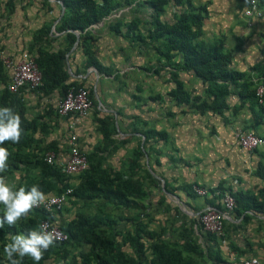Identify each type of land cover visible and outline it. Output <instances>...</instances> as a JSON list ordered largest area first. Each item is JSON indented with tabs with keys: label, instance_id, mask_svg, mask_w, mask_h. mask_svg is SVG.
<instances>
[{
	"label": "trees",
	"instance_id": "1",
	"mask_svg": "<svg viewBox=\"0 0 264 264\" xmlns=\"http://www.w3.org/2000/svg\"><path fill=\"white\" fill-rule=\"evenodd\" d=\"M59 1L63 2L66 10L55 26V32L53 26L58 18L34 32L33 41L27 47V52L35 57L43 76V84L35 92L42 99H51L55 95L59 99L71 89L84 88L89 93L96 115L100 114L92 83L93 80L95 82V76H79H86L90 69H95L100 76H113L114 79H118L120 73L100 60L97 48L99 37L91 28L102 23L113 13L132 6L138 0ZM258 1L264 11V0ZM43 2L49 13L54 12L55 7L49 0ZM145 2L153 10L150 20L143 23L142 20L135 19L127 25L126 32L123 31V22L116 20L110 24V29L116 36L130 41L132 46L140 44L142 47L156 48L159 60H165L166 66L172 68L173 89L170 96L174 106L201 116L210 113L223 115L225 110L230 108L229 98L234 96L240 102L234 107L235 113L249 106L256 118L254 125L264 123V97L261 102L258 96V87L264 85V68L254 67L253 70L258 73L256 79L249 73L235 70L232 63L240 47L229 48L224 38L205 40L204 27L209 18V5L197 6L194 0ZM170 5L176 9L171 21L164 19ZM58 6L61 10L59 4ZM14 12L15 2L11 0L2 16L9 19ZM142 24L149 26L145 32L140 29ZM77 33L80 36L76 46ZM165 64L162 67H145L143 70L158 74ZM69 66L74 75L70 74ZM181 71L193 73L203 83L204 95H193L187 90L186 83L180 77ZM10 82V73L0 51V107H11L19 114L23 130L18 144L5 142L3 145L11 155L8 170L0 175L6 177L9 185L14 184L17 190L19 187L30 189L33 185H38L45 196H55L72 189L69 200L74 198L88 207L97 205L95 213L78 212L67 225L60 226L64 233L69 235V240L62 244L54 243L44 253L39 264H46L53 255L61 254L64 260L73 255L70 264H224L220 253V239L203 229L199 216L190 220L178 207L167 203L168 194L176 196L178 189L172 188L164 178L166 193L161 187V182L146 165L148 156L151 164V160H154L157 166H162L158 157H151V150L155 149V145L168 141L170 136L167 132L149 127L146 121L140 122L139 129L135 126L137 122L133 121L135 118H132L131 122L135 123H131L129 132L140 134L139 137H127L123 141H117L116 118L108 114L96 117L97 132L101 136L98 145L92 152L86 153L78 142L80 149L88 157L90 168L78 176L68 175L58 164L50 165L45 161L46 153H58L57 143L42 147V141L35 137L39 132H49L47 120L52 115H60L58 108L55 111L54 107L50 106L45 114L30 119L23 98L24 90L19 93L10 92ZM139 91L142 89L139 88ZM152 99L158 101L160 96ZM183 112L186 113V110ZM247 130L245 132H250V129ZM132 139L138 144L129 159L127 171L107 167V155L116 152ZM151 164L150 167L155 172ZM262 178L264 179V173ZM150 185L161 187L158 200L160 209L157 208V212L160 214L159 218L162 215L166 217L164 225L160 219L154 218L150 210ZM183 190L189 196H196L192 186H185ZM211 194L213 196L211 199L207 198V202L219 210L221 205L218 202L224 199L226 194H231L236 201L234 211L237 215H245L246 219L249 212L264 214V191L258 196L233 194L229 189L220 186L211 190ZM109 207L112 208L110 212L107 209ZM2 209L3 205H0V210ZM118 211H121L119 215ZM124 213L131 215L124 216ZM44 220L54 221L55 218L44 210L34 208L16 225L5 223L0 227V264H9L3 252L4 245L10 242L6 237L10 234H26ZM122 222L125 223L121 224ZM154 223L162 225L158 227ZM197 232L212 242V245L205 248L199 244ZM22 264L35 262L25 257Z\"/></svg>",
	"mask_w": 264,
	"mask_h": 264
},
{
	"label": "crops",
	"instance_id": "2",
	"mask_svg": "<svg viewBox=\"0 0 264 264\" xmlns=\"http://www.w3.org/2000/svg\"><path fill=\"white\" fill-rule=\"evenodd\" d=\"M9 1L11 0H0V51L2 56L10 58L17 64L29 55L27 47L33 41L34 32L44 24L58 18L53 26V32H55V26L64 15L63 5L59 0H49L55 7L54 12L49 13L43 0H14L15 12L7 19L3 16ZM145 1L147 0H138L132 6L113 13L102 23L91 28L99 37L97 48L100 60L107 66L133 67L129 70L132 75L135 74L134 77H128L130 72L119 71V78L114 79L113 76H100L95 69H90L86 76H79V78L95 76V95L100 114L96 115L95 109L92 108L82 117L52 115L51 118L47 117L50 118L47 120L49 132H39L35 134V137L42 141V147L56 142L57 160L59 163H65L69 157L70 138L73 135L78 137V142L86 153L92 152L98 145L101 136L97 132L96 117H104L108 114L116 118L118 134L115 139L117 141H123L127 137H139L140 134L129 132L132 128L131 123H135L131 122V119L135 118L133 121L137 122L135 126L139 129L140 122L146 121L149 127L165 131L170 136L168 141L155 145V149L151 150V157L153 159L158 157L162 166H157L154 160H151V164L148 156L145 162L153 176L161 182V187L166 180L172 188L178 189L177 195L171 196L177 199L179 204L174 205L168 200L167 203L178 207L190 220L197 218L210 206L207 198L211 199L213 196L211 190L218 189L220 186L229 189L233 194L258 196L261 191H264L262 178L264 148L247 152L241 148L238 139L239 133L248 131L247 129L258 135H264V123L254 125L256 118L249 106L235 113L234 107L240 102L237 97L232 96L229 98L230 108L225 110L223 115L210 113L201 116L187 109L175 107L170 96L173 89L172 68L166 66L165 60H159L156 48L154 46L146 48L140 44L132 46L130 41L116 36L111 31L110 24L116 20L123 22L124 32L127 30V25L135 19L142 20L143 23L150 20L153 10ZM144 2L145 5H143ZM194 3L197 6L209 5V18L204 27L205 40L224 38L229 48L234 49L239 46V50L234 55L232 67L249 73L256 79L255 76L258 73L253 70L254 67L264 68V16L262 18L246 17L244 11L248 0H194ZM175 11L174 6L170 5L164 19L171 21ZM148 28L146 24L140 26L143 32ZM164 64L165 66L158 74L143 70L145 67H162ZM6 68L12 77L13 68L7 66ZM180 77L186 83L187 90L193 95H204L205 86L193 73L181 71ZM118 81L122 82L118 84ZM139 88L142 89L141 92ZM157 96H160L158 101L152 99ZM23 98L30 119L45 114L50 106L57 110V95L51 99H42L35 91L24 90ZM183 110H186V113ZM137 144V141L132 139L116 152L108 154L106 166L127 171L129 159ZM77 183L76 181L75 184ZM185 186H192L194 189L206 188L209 195L205 198L200 197L195 191V197L189 196L183 190ZM148 187L151 193L148 202L152 203L150 210L154 218H157L160 215L156 212L159 208L161 187L156 188L152 185ZM218 203L221 205V210L228 215L225 221L227 244L219 243L224 264H243L251 258H258L264 263V214L249 212L245 219V215L239 216L235 211H228L223 199ZM95 208L97 205L88 207L85 203L71 198L63 211L54 216V221L60 226L67 225L78 212L92 214L96 212ZM107 209L108 212L112 211L111 207ZM120 213L121 211H118L117 214ZM127 214L131 215L129 213L122 215L127 216ZM196 237L203 247L212 245V242L200 236L198 232ZM62 256L63 254L53 255L46 264L62 261L65 264L71 263L73 255H69L67 260H64Z\"/></svg>",
	"mask_w": 264,
	"mask_h": 264
},
{
	"label": "built area",
	"instance_id": "3",
	"mask_svg": "<svg viewBox=\"0 0 264 264\" xmlns=\"http://www.w3.org/2000/svg\"><path fill=\"white\" fill-rule=\"evenodd\" d=\"M244 14L248 18H262L264 16V11L260 8L258 0H248ZM2 58L7 67L13 68L11 82L8 85L10 92L19 93L21 90L35 91L42 86L43 76L34 56L27 55L23 61L17 64L10 58L4 56H2ZM258 96L261 98L262 102L264 97V85L258 88ZM57 108L62 116L72 115L75 117H82L91 111L93 102L86 89H71L64 97L58 99ZM238 139L241 148L247 152H254L260 148H264V135H256L253 132H240ZM45 161L50 165L58 164L66 174L72 176H78L90 168L88 157L80 149L78 137L76 135L70 138L69 157L65 163L58 162L55 152L46 153ZM195 191L200 197L205 198L209 195V191L203 187H196ZM72 192V189H68L60 195L46 196V201L35 209L44 210L56 216L63 211ZM223 201L228 211H234L236 201L231 194H226ZM199 217L203 229L206 232L216 235L221 243L226 245L225 221L228 219L227 213L216 207L208 206ZM41 224L47 225L49 231L55 230L58 233L59 239L55 243L62 244L69 240V235L64 233L57 222L44 220ZM243 264L264 263L258 258H251L244 261Z\"/></svg>",
	"mask_w": 264,
	"mask_h": 264
},
{
	"label": "clouds",
	"instance_id": "4",
	"mask_svg": "<svg viewBox=\"0 0 264 264\" xmlns=\"http://www.w3.org/2000/svg\"><path fill=\"white\" fill-rule=\"evenodd\" d=\"M21 117L11 107H0V174L8 170V160L11 155L5 142L18 144L22 135ZM47 197L38 185L30 189L9 185L6 177L0 175V205H3L0 215V227L5 223L16 225L19 220L26 218L36 207L46 201ZM9 243L3 247L6 260L9 264H22L25 257L31 258L35 264L43 259L44 253L59 239L58 233L49 231L47 225L41 224L30 229L26 234L8 235ZM65 264V262H61Z\"/></svg>",
	"mask_w": 264,
	"mask_h": 264
},
{
	"label": "rangeland",
	"instance_id": "5",
	"mask_svg": "<svg viewBox=\"0 0 264 264\" xmlns=\"http://www.w3.org/2000/svg\"><path fill=\"white\" fill-rule=\"evenodd\" d=\"M114 68L117 69L118 72H119V71H120V72H124V73H126V72H130L129 75H128V77H129V76H133V77H134V75H135V74L132 75L131 70H129V69H130V68H133V67H131V66H129V65H122V66L118 65L117 67L114 66ZM121 82H122V81H121ZM121 82L118 81L117 83L120 84ZM92 83H94V80H93ZM93 85H95V84H93ZM94 87H95V86H94ZM101 110L103 111V110H105V109H101ZM168 201H169V203H174V205L179 204L178 201H177V199H175V198H174L173 196H171V195H169V199H168ZM117 213H118V212H117ZM156 213H158V212H156ZM159 217H160V216H157V218L160 219V221H161L162 224L164 225V222H163V221L166 220V217L163 216V215L161 216V218H159ZM162 224H161V225H162ZM156 225H157L158 227L161 226V225H159V224H156Z\"/></svg>",
	"mask_w": 264,
	"mask_h": 264
},
{
	"label": "water",
	"instance_id": "6",
	"mask_svg": "<svg viewBox=\"0 0 264 264\" xmlns=\"http://www.w3.org/2000/svg\"><path fill=\"white\" fill-rule=\"evenodd\" d=\"M61 3H62V5H63V14H64V12H65V10H66V9H65V7H64V4H63V2H61ZM77 35H78V41H77V43H76V46H77V45H78V43H79V36H80V34H79V33H77ZM75 48H76V47H74V49H73V50H75ZM69 71H70V74H71V75H74V74H73V72H72V69L70 68V66H69ZM96 73H97V72H96ZM97 74H98V73H97ZM100 105H101V104H100ZM162 187H163V188H164V190H165V182H163V183H162ZM165 192H166V190H165ZM166 193H167V192H166Z\"/></svg>",
	"mask_w": 264,
	"mask_h": 264
}]
</instances>
